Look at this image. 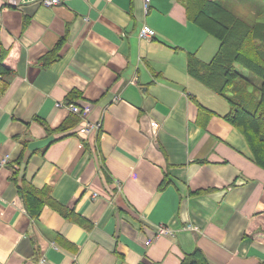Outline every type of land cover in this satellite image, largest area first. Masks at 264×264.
I'll list each match as a JSON object with an SVG mask.
<instances>
[{
  "label": "crops",
  "instance_id": "1",
  "mask_svg": "<svg viewBox=\"0 0 264 264\" xmlns=\"http://www.w3.org/2000/svg\"><path fill=\"white\" fill-rule=\"evenodd\" d=\"M3 1L0 264H181L196 250L264 264V168L228 99L189 73L220 42L182 0ZM87 119L101 127L85 138ZM23 188L50 197L36 218ZM160 225L174 235L158 238Z\"/></svg>",
  "mask_w": 264,
  "mask_h": 264
},
{
  "label": "trees",
  "instance_id": "2",
  "mask_svg": "<svg viewBox=\"0 0 264 264\" xmlns=\"http://www.w3.org/2000/svg\"><path fill=\"white\" fill-rule=\"evenodd\" d=\"M182 3L189 21L220 42L214 59L210 63L192 60L189 73L199 83L228 99L231 105L228 121L244 135L257 165L264 168V23L248 24L229 12L220 0H182ZM61 46L60 42L54 52ZM52 61L51 57L48 62ZM243 69L261 80L260 86H256L258 89H252L254 82L244 76ZM7 72L0 63V77ZM250 96L255 101L249 100ZM20 192L35 218L46 200L51 202L47 192L35 194L25 188ZM181 264L209 263L204 254L196 250Z\"/></svg>",
  "mask_w": 264,
  "mask_h": 264
},
{
  "label": "built area",
  "instance_id": "3",
  "mask_svg": "<svg viewBox=\"0 0 264 264\" xmlns=\"http://www.w3.org/2000/svg\"><path fill=\"white\" fill-rule=\"evenodd\" d=\"M40 1H41V4L44 6H55V5H59L62 2V0H40ZM3 2L5 5H16L17 0H4ZM144 2H145L146 9H148L150 6L151 0H144ZM155 35H156V32L146 25L140 30V34H139L141 39H145L147 41H151L152 39H154ZM70 108L74 114L80 117H84V118H87L88 114L92 110L91 106L72 105ZM100 127H101L100 123L99 124L91 123L87 119L85 125L79 129V133L85 138H88L89 135H91L94 131L99 130ZM6 162L7 161L4 160V163ZM188 228L190 229L191 227H188ZM173 235H174V231L169 227L160 225L157 228L158 238L164 237V236H173ZM149 244L150 242H146V245H149ZM41 264H45V263L42 262Z\"/></svg>",
  "mask_w": 264,
  "mask_h": 264
},
{
  "label": "rangeland",
  "instance_id": "4",
  "mask_svg": "<svg viewBox=\"0 0 264 264\" xmlns=\"http://www.w3.org/2000/svg\"><path fill=\"white\" fill-rule=\"evenodd\" d=\"M253 2H254V7H255V9H256V12L254 13V14H252L251 15V13H250V16H245L244 14H239L236 10H235V8L233 7V6H231V5H229V7L234 11V12H236V14H238V16H241V18H243L248 24H250V25H253V24H255V23H258V22H260V23H264V1H262V0H253ZM235 4V3H234ZM236 5V4H235ZM244 74L248 77V78H251L252 80H253V82L254 81H256L255 82V84H254V86L256 87V85L257 86H259L258 85V83L259 82H261V80L260 79H258L257 77H255V75L253 76V75H251L250 73H248V72H244ZM252 89H254L255 90V88L252 86ZM204 91L205 90H207V89H203ZM205 92H208V91H205ZM208 94V93H207ZM256 96H259V93H258V95H257V93H256ZM217 100H219V102H226V101H224V99H220V98H218ZM223 100V101H222ZM249 100H254L253 98L251 99V96H250V98H249ZM255 101V100H254Z\"/></svg>",
  "mask_w": 264,
  "mask_h": 264
},
{
  "label": "bare ground",
  "instance_id": "5",
  "mask_svg": "<svg viewBox=\"0 0 264 264\" xmlns=\"http://www.w3.org/2000/svg\"><path fill=\"white\" fill-rule=\"evenodd\" d=\"M91 111H92V110H91ZM90 113H91V112H90ZM90 113H89V114H90ZM89 114H88V115H89Z\"/></svg>",
  "mask_w": 264,
  "mask_h": 264
}]
</instances>
